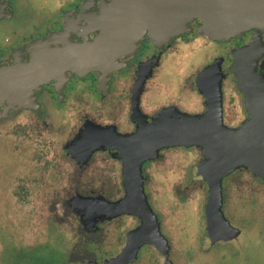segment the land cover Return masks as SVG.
<instances>
[{"label": "rangeland", "instance_id": "obj_1", "mask_svg": "<svg viewBox=\"0 0 264 264\" xmlns=\"http://www.w3.org/2000/svg\"><path fill=\"white\" fill-rule=\"evenodd\" d=\"M140 41L159 43L146 32L128 55ZM27 105H0V264H264V145L212 180L193 149L148 164L144 182L148 153L98 154L87 164L84 147L73 154L62 144L77 115L57 117L49 138L11 120ZM158 140L154 150L182 145Z\"/></svg>", "mask_w": 264, "mask_h": 264}, {"label": "flooded vegetation", "instance_id": "obj_2", "mask_svg": "<svg viewBox=\"0 0 264 264\" xmlns=\"http://www.w3.org/2000/svg\"><path fill=\"white\" fill-rule=\"evenodd\" d=\"M119 25L120 0H0V81L41 55L90 43ZM187 26L186 32L157 39V44L140 41L131 55L129 48L109 51L107 58L82 68L83 76L64 68L0 101H26L22 110L10 112L11 120L23 118V125L28 120L49 138L57 117L77 115L62 144L73 154L84 147L87 164L98 154L139 150L149 154L141 166L145 182L142 170L148 164L197 149V169L212 180L226 166L224 154L203 142L153 150V141L170 136V125L178 120L198 123L208 137L249 121L247 101H264V29L212 40L199 31L200 20ZM143 137L148 140L138 147ZM106 144L117 149L108 150Z\"/></svg>", "mask_w": 264, "mask_h": 264}, {"label": "water", "instance_id": "obj_3", "mask_svg": "<svg viewBox=\"0 0 264 264\" xmlns=\"http://www.w3.org/2000/svg\"><path fill=\"white\" fill-rule=\"evenodd\" d=\"M182 16L173 25L170 21ZM198 19L201 33L216 39L234 37L242 31L264 28V0H120V25L110 35L83 45H72L53 54L41 55L29 67L20 69L0 81V98L20 91L27 84L41 82L58 71H81L97 60L107 58L108 52L120 47L130 48L146 32L156 39L178 35L186 29L183 22ZM205 34V33H204ZM3 101H0V104ZM249 121L242 128L208 137L198 123L183 120L173 122L170 136L160 135V145H199L203 142L217 155H225L229 169L241 157L251 158L258 144L264 145V101H247ZM182 126H186L183 128ZM156 144V142H155ZM154 150V148H153Z\"/></svg>", "mask_w": 264, "mask_h": 264}, {"label": "bare ground", "instance_id": "obj_4", "mask_svg": "<svg viewBox=\"0 0 264 264\" xmlns=\"http://www.w3.org/2000/svg\"><path fill=\"white\" fill-rule=\"evenodd\" d=\"M176 18H180V16H176V17H174L173 19L176 20Z\"/></svg>", "mask_w": 264, "mask_h": 264}]
</instances>
